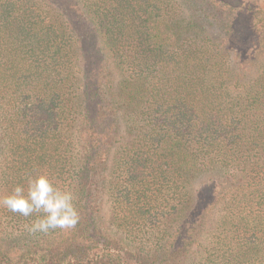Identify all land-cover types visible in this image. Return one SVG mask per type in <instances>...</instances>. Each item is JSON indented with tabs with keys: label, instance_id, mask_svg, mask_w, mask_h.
<instances>
[{
	"label": "trees",
	"instance_id": "obj_1",
	"mask_svg": "<svg viewBox=\"0 0 264 264\" xmlns=\"http://www.w3.org/2000/svg\"><path fill=\"white\" fill-rule=\"evenodd\" d=\"M40 174L79 222L2 207L0 264H264V0H0V195Z\"/></svg>",
	"mask_w": 264,
	"mask_h": 264
},
{
	"label": "clouds",
	"instance_id": "obj_2",
	"mask_svg": "<svg viewBox=\"0 0 264 264\" xmlns=\"http://www.w3.org/2000/svg\"><path fill=\"white\" fill-rule=\"evenodd\" d=\"M27 184L26 192L23 185H17L10 195L0 198V206L25 218L35 215L27 225L30 234L76 227L80 214L72 191L61 189L46 174L29 177Z\"/></svg>",
	"mask_w": 264,
	"mask_h": 264
},
{
	"label": "rangeland",
	"instance_id": "obj_3",
	"mask_svg": "<svg viewBox=\"0 0 264 264\" xmlns=\"http://www.w3.org/2000/svg\"><path fill=\"white\" fill-rule=\"evenodd\" d=\"M3 196L0 195V198H2ZM103 198L105 200V203H104V212H105V216H106V219L108 221H112V218H113V215H112V210H111V202L109 200V198L104 194L103 195ZM2 208V206H0V209ZM1 215L3 214H0V218L2 217ZM0 230H3L5 233H11L12 230L10 228L7 227V225L4 223L3 219L0 221ZM16 234H20V231H16ZM16 243H14V246H15ZM17 249H20V248H17ZM192 254L191 256L187 259V260H184L182 258H179L177 259L176 261V264H201L200 260H199V257L197 255H195V248L192 249Z\"/></svg>",
	"mask_w": 264,
	"mask_h": 264
}]
</instances>
